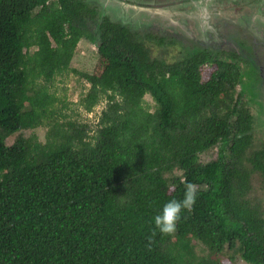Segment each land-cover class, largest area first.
Masks as SVG:
<instances>
[{
    "label": "trees",
    "instance_id": "16d2710c",
    "mask_svg": "<svg viewBox=\"0 0 264 264\" xmlns=\"http://www.w3.org/2000/svg\"><path fill=\"white\" fill-rule=\"evenodd\" d=\"M144 32L82 0H0V264H264V213L251 195L264 147L245 156L251 88L264 84L253 44L243 56ZM82 37L99 53L92 72L72 69L89 84L86 111L105 100L94 128L66 118L49 88ZM144 39L180 54L155 57ZM188 184L192 208L161 232L154 214Z\"/></svg>",
    "mask_w": 264,
    "mask_h": 264
},
{
    "label": "rangeland",
    "instance_id": "374dc122",
    "mask_svg": "<svg viewBox=\"0 0 264 264\" xmlns=\"http://www.w3.org/2000/svg\"><path fill=\"white\" fill-rule=\"evenodd\" d=\"M94 1H97L99 5ZM194 1L195 0L175 1L172 3L173 5L170 6V11H166L172 2L171 0H92L94 9L99 8V12L103 11L104 13L109 14L110 17L133 27V29L135 28L134 30H138L140 34L147 33L143 31L149 30L156 35L159 34L158 36H166L168 40L171 35H180V37L186 36L188 39V35L185 34L180 23L182 24L183 20L188 19L190 20L189 23L191 26L193 24L195 25L194 19L185 16V11L198 10ZM239 1L240 0H215V4L218 9H220V13L231 19L225 29L227 31L228 29L236 30V34L233 37L234 41L240 42L245 48L250 47L251 44L255 43V50L259 51L264 56V43L262 42V40L264 41V35L260 33H263L264 30V1H248V3L250 1L252 2V8L249 11L252 15L249 19L242 16V11H247L248 9L246 7L239 10V5L241 8L243 6V3H240ZM249 5L250 4H248V6ZM259 14L260 16H258ZM202 15L199 14L200 18ZM252 16L258 17L254 19ZM130 22L133 23V26ZM222 27H225L224 24ZM189 31L192 33L191 30ZM227 31L225 32L227 33ZM243 38L246 39L244 40ZM144 40L151 47L152 54L155 57H164L168 60L175 59L180 54V48L175 44V46H164L162 44H156L154 41L148 42L147 39ZM226 48L229 47L226 46ZM98 59L99 53L97 51L96 41L92 38L82 37L79 40L71 59L70 70L63 72L62 74H57L49 84L50 90L58 97V108L67 116L66 118L88 122L92 128H94V123H96L97 116L100 109L104 106L105 100L99 101V103L93 107L92 111H86L80 104L79 98L85 92L89 84L79 75L78 72H75L72 69L92 72ZM259 62L264 68V58L259 57ZM207 70L208 66H204L205 74ZM258 84L259 83L257 82V84L251 88L253 92H256L255 95L251 96L253 97L251 99V106L254 107L253 110L255 115L253 128L254 138L245 154L246 157L250 156L252 150L257 149L258 147H264V84L261 88H258ZM240 88L241 85L238 86V90H240ZM247 99L249 98L247 97ZM145 100L149 103L150 108L153 109L152 106L154 105V100L150 94L145 95ZM38 127L33 130L36 132L40 140H44L47 127L45 125ZM11 140L12 138L9 137L7 142H11ZM216 153L217 148L207 150L201 154V159L207 161L208 159L215 157ZM258 173L254 172L251 176V195L253 202L258 204L261 212L264 213V182H262L261 175ZM196 244L197 251L202 253V245L200 243ZM222 262L224 264H247L240 258H236L235 262H231L224 256Z\"/></svg>",
    "mask_w": 264,
    "mask_h": 264
},
{
    "label": "flooded vegetation",
    "instance_id": "af4514ba",
    "mask_svg": "<svg viewBox=\"0 0 264 264\" xmlns=\"http://www.w3.org/2000/svg\"><path fill=\"white\" fill-rule=\"evenodd\" d=\"M86 5L87 8L92 9L94 8V4L92 2V0H82ZM171 4L168 6V8L166 9V11H170L171 9V5H173L172 3H174L175 1L178 0H171ZM249 0H240V3H243V6L241 8V6L239 5V10H242L244 8L247 7V11H242V16L244 18L249 19L252 15V13L250 14L249 11L252 8V2L250 1L248 3ZM260 1H264V0H260ZM98 4L97 1H94ZM121 3V2H120ZM195 6H197L198 10L194 11V10H190V11H185V16L190 17V19H194L195 21V25L193 24L191 26V24L189 23L190 20H183V23L180 25H182L185 34L188 35V39L187 37H183L180 35L178 37H180V40H186L188 41V49H193V47H201V48H205V49H210L213 50L215 52L218 51H222V50H232L235 51L237 53H241L244 56V51L247 50V48L245 49V47H243V45L240 42H235L234 41V35L236 34V30H229L228 31L225 29L226 26H228V22L231 21V19H229L228 17H225L224 15H222L220 13V9H218V7L215 4V0H195L194 1ZM248 4H250L248 6ZM99 5V4H98ZM97 13H99V15L102 17L104 15L108 16L109 18L113 19V20H117L115 18H112L109 16V14L104 13L103 11L99 12V8L98 9H94ZM199 11V12H198ZM199 14H203L200 18ZM199 16V17H198ZM260 16V14L258 15ZM258 16H252L254 19ZM206 18V19H204ZM203 20V23H202ZM228 20V21H227ZM118 21V20H117ZM238 21V20H237ZM132 23V22H130ZM235 23V20H234ZM224 24L225 27H222V25ZM133 26V23L131 24ZM132 30L133 27L129 26ZM191 30L192 33L189 31ZM227 31V33L225 32ZM144 32V31H143ZM262 35H264V30L263 33L260 32ZM238 34V33H237ZM264 37V36H263ZM186 38V39H185ZM201 38V39H199ZM199 39V40H197ZM244 40L246 38H243ZM186 42V41H185ZM262 42L264 43V41L262 40ZM241 44V45H240ZM226 46H228L229 48H226ZM249 51H252L254 53V57H252V63H251V67L253 68V70H257L258 71V75L260 76V80L262 81V78L264 77V68L261 67L260 62H259V54L258 51L255 50V43L253 44V48L251 47ZM263 83V82H260Z\"/></svg>",
    "mask_w": 264,
    "mask_h": 264
},
{
    "label": "clouds",
    "instance_id": "9594fccd",
    "mask_svg": "<svg viewBox=\"0 0 264 264\" xmlns=\"http://www.w3.org/2000/svg\"><path fill=\"white\" fill-rule=\"evenodd\" d=\"M196 199V190L192 184L185 188L181 199H169L162 204L153 216V223L163 233H172L182 209H191Z\"/></svg>",
    "mask_w": 264,
    "mask_h": 264
},
{
    "label": "bare ground",
    "instance_id": "6f19581e",
    "mask_svg": "<svg viewBox=\"0 0 264 264\" xmlns=\"http://www.w3.org/2000/svg\"><path fill=\"white\" fill-rule=\"evenodd\" d=\"M57 108V107H56ZM88 109V108H87ZM76 120V119H75ZM84 121V120H83ZM61 123V122H60ZM73 123H76V122H73ZM58 124V123H57ZM62 124V123H61ZM52 126H55V125H52ZM95 126V125H94ZM79 127V126H78ZM39 128V127H38ZM51 128V127H50ZM55 129H57V128H55ZM21 133V132H20ZM263 156V155H262ZM249 176V175H248ZM249 178V177H248ZM202 242V241H201ZM182 248V247H181ZM177 252V251H176ZM179 252H180V250H179ZM6 258V257H5ZM203 258V257H202ZM14 259V258H13ZM184 261V260H183ZM202 261V260H201ZM5 262V261H4ZM9 263V262H8ZM15 264V263H14Z\"/></svg>",
    "mask_w": 264,
    "mask_h": 264
}]
</instances>
